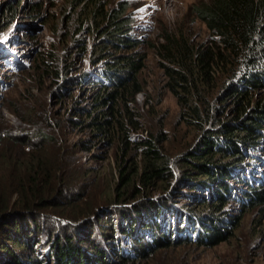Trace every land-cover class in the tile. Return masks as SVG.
<instances>
[{"label":"trees","instance_id":"trees-1","mask_svg":"<svg viewBox=\"0 0 264 264\" xmlns=\"http://www.w3.org/2000/svg\"><path fill=\"white\" fill-rule=\"evenodd\" d=\"M64 1L63 18L74 19L77 31L88 24L101 35L89 63L104 61L109 85L94 93L85 124L92 136L115 147V178L95 193L90 172L67 170L61 149H46L51 140L43 131L21 136L0 113V264H148L170 248L211 249L230 241L235 223L249 212L259 215V227L264 168L260 182L247 183L234 173L264 143V0L197 2L192 14L209 41L196 43L183 30L163 29L152 47L176 100L178 122L196 133L176 159L165 150L166 136H132L140 129L134 103L143 90V57L112 50L138 49L130 8ZM12 11H5L0 32L11 24ZM41 63L58 78L53 55ZM131 150L135 159L122 162ZM231 181L246 189L239 200L231 198ZM231 199L240 217L228 216Z\"/></svg>","mask_w":264,"mask_h":264},{"label":"rangeland","instance_id":"rangeland-1","mask_svg":"<svg viewBox=\"0 0 264 264\" xmlns=\"http://www.w3.org/2000/svg\"><path fill=\"white\" fill-rule=\"evenodd\" d=\"M101 2L107 4L108 9L117 8L119 3L130 8V34L139 45L131 52L112 50L118 53L117 56L137 53L143 57L139 75L143 90L136 95L134 103V108L141 114L137 119L140 129L132 136L135 141L154 135L166 136L165 150L176 159L185 147L193 144L196 133L178 122L176 100L165 87L166 80L152 47L160 41L163 29L168 32L183 30L196 43L208 42L210 37L205 25L192 14V7L204 0ZM10 6L13 8L8 20L11 24L0 32V113L3 123L21 136L43 131L51 140L46 149H61L62 163L76 175L80 173L78 169L89 171L95 180L89 189L100 193L114 181L115 157L118 155L115 147L92 136L85 124L94 93L101 84L107 83L100 74L104 61L94 66L89 63L91 50L101 42V35L97 36L88 24L77 31L74 19L69 15L63 18L68 9L64 0H0V27ZM82 47L83 54L80 52ZM8 50L19 60L9 55ZM48 54L54 56V63L61 71L58 78H54L55 73L42 68L41 59ZM136 154L134 150L127 152L122 162L135 159ZM246 159L234 177H242L249 183L252 178L258 179L256 174H262L264 143ZM231 182V198L239 200L240 192L246 189ZM199 192V195L204 194ZM209 193L211 191H207ZM226 210L228 216L240 217L237 200L231 199ZM258 217L252 211L235 223L238 227L235 236L226 243L211 249L194 245L170 248L157 252L160 255L148 264H264V222L257 227Z\"/></svg>","mask_w":264,"mask_h":264},{"label":"clouds","instance_id":"clouds-1","mask_svg":"<svg viewBox=\"0 0 264 264\" xmlns=\"http://www.w3.org/2000/svg\"><path fill=\"white\" fill-rule=\"evenodd\" d=\"M8 52H9V50H8ZM8 52H6V53H8ZM17 55V54H16ZM18 60H19V58H18ZM17 60V61H18ZM11 63V65H12V62H10ZM103 67V66H102ZM103 69H104V67H103ZM103 69H102V71L100 72V74L101 75H103L104 76V74H103ZM105 85V84H104ZM106 85H109L108 83H106ZM257 164V163H256ZM257 175V177H258V179H254V178H252L255 182H260L261 180H262V174L260 175V174H256ZM259 175L261 176V179L259 180Z\"/></svg>","mask_w":264,"mask_h":264},{"label":"bare ground","instance_id":"bare-ground-1","mask_svg":"<svg viewBox=\"0 0 264 264\" xmlns=\"http://www.w3.org/2000/svg\"><path fill=\"white\" fill-rule=\"evenodd\" d=\"M9 53H10L9 55H11V56L16 60V56H15L12 52H9ZM11 56H10V57H11ZM12 57H11V58H12ZM13 58H12V59H13Z\"/></svg>","mask_w":264,"mask_h":264}]
</instances>
